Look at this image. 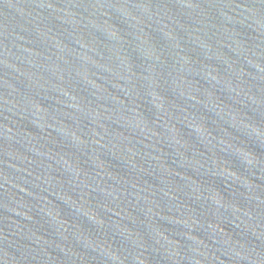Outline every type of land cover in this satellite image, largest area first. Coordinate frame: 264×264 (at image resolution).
<instances>
[{
    "label": "water",
    "instance_id": "water-1",
    "mask_svg": "<svg viewBox=\"0 0 264 264\" xmlns=\"http://www.w3.org/2000/svg\"><path fill=\"white\" fill-rule=\"evenodd\" d=\"M0 264H264V0H0Z\"/></svg>",
    "mask_w": 264,
    "mask_h": 264
}]
</instances>
